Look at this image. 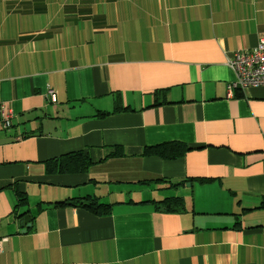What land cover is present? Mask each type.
<instances>
[{"label":"crops","instance_id":"obj_1","mask_svg":"<svg viewBox=\"0 0 264 264\" xmlns=\"http://www.w3.org/2000/svg\"><path fill=\"white\" fill-rule=\"evenodd\" d=\"M262 39L264 0H0V264H264V87L229 97L227 66ZM84 150L88 171H46ZM162 179L193 180L138 184ZM87 196L112 213L55 206ZM170 197L185 211L145 203Z\"/></svg>","mask_w":264,"mask_h":264},{"label":"trees","instance_id":"obj_2","mask_svg":"<svg viewBox=\"0 0 264 264\" xmlns=\"http://www.w3.org/2000/svg\"><path fill=\"white\" fill-rule=\"evenodd\" d=\"M117 106L113 112H99L96 117L105 118L119 111H127L130 108L123 107L121 104V97L118 95ZM116 152L113 153L110 158H125L127 157L121 147H116ZM192 150L190 146L183 142H168L158 146L145 148L143 155L144 157H157L163 160L173 161L183 158L187 153ZM94 165L90 155L87 151H81L78 153H72L53 160H49L45 163V169L50 174H76L84 173ZM190 180H182L180 182H171L170 180H157V181H142L138 182L141 185L148 184H164L167 185L168 189H177L181 185L190 182ZM196 181L204 183L206 182L203 178H197ZM16 195L18 199V207L25 208L29 205V198L26 192H20L16 189ZM152 204L158 210H164L167 212H180L185 211L184 200L180 197L165 198L161 201L145 202ZM40 206V205H39ZM55 206H71L76 208L87 209L95 213L96 215L106 216L110 215L113 211L114 205H107L101 203L98 198L87 196L83 198L68 199L64 202L55 203ZM260 209L264 210V199L260 206ZM22 216L20 217V220Z\"/></svg>","mask_w":264,"mask_h":264},{"label":"built area","instance_id":"obj_3","mask_svg":"<svg viewBox=\"0 0 264 264\" xmlns=\"http://www.w3.org/2000/svg\"><path fill=\"white\" fill-rule=\"evenodd\" d=\"M227 66L235 73L236 80L228 86V96L232 97L234 90L245 91L248 88L264 87V39L250 50L234 52L228 58ZM53 98L54 94L51 92ZM12 111L0 105V124L4 130L12 127ZM7 238L0 239V250Z\"/></svg>","mask_w":264,"mask_h":264},{"label":"rangeland","instance_id":"obj_4","mask_svg":"<svg viewBox=\"0 0 264 264\" xmlns=\"http://www.w3.org/2000/svg\"><path fill=\"white\" fill-rule=\"evenodd\" d=\"M38 191H39V189H38ZM34 196H35V198H36V197H39L40 194H38V193H33V192H32V201H34Z\"/></svg>","mask_w":264,"mask_h":264},{"label":"water","instance_id":"obj_5","mask_svg":"<svg viewBox=\"0 0 264 264\" xmlns=\"http://www.w3.org/2000/svg\"><path fill=\"white\" fill-rule=\"evenodd\" d=\"M25 220H26V222H29V221H30V218L27 216V217L25 218Z\"/></svg>","mask_w":264,"mask_h":264}]
</instances>
